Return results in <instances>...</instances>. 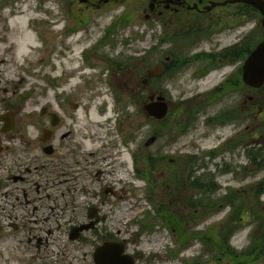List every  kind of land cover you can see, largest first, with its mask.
Here are the masks:
<instances>
[{
  "label": "rangeland",
  "instance_id": "obj_1",
  "mask_svg": "<svg viewBox=\"0 0 264 264\" xmlns=\"http://www.w3.org/2000/svg\"><path fill=\"white\" fill-rule=\"evenodd\" d=\"M83 7L84 4L78 0H0V111L4 107L12 108L16 120L13 131L4 136L6 142L3 140L10 147V155L14 153L13 147L18 155V123L26 129L23 131L25 140L32 142L34 129L30 122L34 118L32 113L36 105L32 102L37 100L41 103L56 92H64L76 102L88 105L89 111L101 108L102 148L103 152L107 151L104 156L109 158L102 161L99 169L103 173L93 183L94 188H91L93 184H87L86 194H79L78 191L74 197H66L65 209L48 214V228L31 222L30 215L26 213L30 206H24L18 200V194L10 192V188L4 185L11 183L2 178L4 168L0 163V264H94L93 251L104 241L122 242L124 252L135 258L134 264H233L232 257L222 250L212 249V242H203L197 237L179 248L177 236L162 223L155 210V205L162 203L168 212L183 217L190 214L181 199L186 191L180 186L181 191L176 192L174 180L169 174L176 170L179 172L176 174L178 178L183 172L179 155L184 158L185 154L196 151L189 147L191 136L177 140L173 127L169 128V133H164L159 119L147 116L142 105L149 90H165L176 101L181 90L188 88L191 91L184 92H194L197 82L189 81L181 85L179 79H175L164 87L157 79L150 88L141 84L147 68L161 58V53L156 50L147 57L146 50L154 45L156 36L160 35V26L158 22L144 18L145 5L140 0H128L87 11ZM82 11L89 17L87 28L81 25L75 30V23L79 22L81 14L84 15ZM123 14L129 15L130 20L121 26L119 19ZM111 25L115 28L111 34L114 44L106 42L92 55H88L86 50L83 60L82 51L96 47ZM252 25L253 21L248 20L247 28ZM229 39L230 36L225 37L223 43ZM144 56L146 61L140 59ZM129 58L135 62L127 64ZM114 63L120 66L114 68L116 81L120 84L113 88L111 67H117ZM184 75L188 76L189 73L185 72ZM128 79V88L123 89L122 83ZM217 79L218 74L213 72L199 87L211 85ZM246 94L254 96L259 91L247 87ZM259 95H264V89ZM234 100L229 98V103L233 104ZM224 103H220L221 106ZM124 116L132 124L130 132L134 140L130 146L134 154V167L139 168L140 172L130 168L128 154L131 149L128 148L126 152L115 126L116 121ZM248 119V128L261 123L264 142V112L257 119ZM228 130L233 132V127ZM151 135H155L156 140L148 147L144 146ZM170 138H174L173 141H169ZM216 139V134H213L199 140V143L210 149ZM247 139L249 141V134ZM110 140L115 145L110 146ZM251 140L255 141L254 138ZM259 147L261 144L258 141L248 143L245 149L241 147L234 153L224 152L204 169L200 168L198 172L214 174V181L218 185V189L207 198L217 200L224 197L227 191L264 180V160L259 169L246 174L243 180L235 177L234 167L228 172L219 171L223 160L229 161L228 158L232 160L233 157V161L236 159L239 163L236 172L242 166L252 169L247 153L250 148L257 150ZM138 151L141 152L140 158L136 157ZM8 153L5 152L3 157L6 155L9 163ZM147 155L151 157L149 164ZM175 158L177 161L173 164L171 159ZM215 163H218L217 166ZM149 176L153 180L151 187L147 182ZM105 188L110 189L108 193L103 191ZM192 200L196 207L194 219L188 225L195 231L209 229L210 239L219 242L221 247L217 248L221 249L228 207L222 201L223 204L221 202L218 207H209L200 212L206 200L200 195H194ZM42 202L37 203L41 206ZM90 206L97 210L91 218L97 216L95 225L80 230L78 236L70 238L73 227L88 222L87 209ZM149 225L152 228H147ZM254 227V224L244 221L235 228L238 230L231 243L235 254L253 242L249 233Z\"/></svg>",
  "mask_w": 264,
  "mask_h": 264
},
{
  "label": "flooded vegetation",
  "instance_id": "obj_2",
  "mask_svg": "<svg viewBox=\"0 0 264 264\" xmlns=\"http://www.w3.org/2000/svg\"><path fill=\"white\" fill-rule=\"evenodd\" d=\"M140 1L142 5H145L144 18L148 21H156L160 26V35L156 36L154 45L146 50L147 57L153 47L152 53L159 50L161 58L155 63H161L164 68L160 76L148 77L147 82L143 84L145 72L141 84L150 88L157 79L164 87L175 79H179L181 85L189 81L197 82L194 92H184L191 91L188 88L181 90L176 96V101H173L165 90L159 92L149 90L147 95V97L151 94L156 96L159 93L167 103V112L159 119L164 133H169V128L173 127L177 140L191 136L189 147L196 151L191 153L194 158V177L198 178L201 174L198 170L204 169L210 161L224 152L234 153L241 147L245 149L248 143L252 144L256 141L262 144L261 123L252 125V128H248L247 124L250 120L248 117L257 119L264 112V95H259L264 85L260 88L249 87L259 91V94L247 95L248 86L243 81L241 69L249 52L264 37L261 13L251 5L240 1L214 6L210 3L224 0ZM125 2L128 0H86L80 3L84 4L83 10L87 11ZM82 13L84 14L83 11ZM88 18V15L81 14L79 22L75 23V30L81 25L84 29L87 28ZM1 19L0 17V21ZM248 20L253 21V25L249 28L246 26ZM6 27L7 25L4 29ZM114 29L112 26L107 29L105 38L101 37L96 47L82 51L83 60H85L86 50L88 55H92L106 42L114 44L111 38ZM229 36V41L223 43V39ZM140 59L146 61V56ZM119 67H111V87L113 88L116 84H120L117 83V77L114 74V68ZM185 72L189 75L185 76ZM213 72L218 74L217 81L200 88L199 84ZM128 82L129 79L126 83H122L123 89L128 88ZM231 97L235 98L233 104L229 103ZM32 103L36 104L32 113L34 118L30 122L34 129L33 139L32 142L25 140L23 131L26 129L18 123V155L14 147V153L10 155L12 152L8 150L9 145L3 143L4 136H8L15 128V113H12V108L9 107H4L0 111V116L10 114L13 122L12 127L4 131L5 124L0 118V163L4 168L1 171L2 178L11 183L4 185L10 188V192L18 194V200H21L24 206H30V210L26 209V213L30 215L31 222L40 223L48 228L49 225L46 224L50 221L48 214L65 209L66 197H74L78 191L79 194L81 192L86 194V185L93 184L101 178L103 172L99 167H102V161H108L109 158L104 156L107 151L103 152L102 148L101 108L89 111L88 105L76 102L64 92H56L44 102L39 103L34 100ZM220 103H224V106ZM37 104L41 105L37 106ZM19 107L21 104L18 105V112ZM256 115L258 116L255 117ZM131 125L127 116L118 119L115 123L126 152L128 153V148L131 149L128 154V160H131L129 166L135 169L134 154L132 155L133 150L130 146L134 140L130 132ZM230 127H233L231 133L228 130ZM199 129L200 132H198ZM221 130L226 132L223 133ZM213 134H216L217 139L210 149L200 145L199 140L212 137ZM174 138H170L169 141H173ZM251 138L255 141L253 142ZM112 144L114 143L110 140V146ZM214 151L218 153L213 156ZM5 152H9L7 154L9 163L6 155L3 157ZM136 157H141L140 151L137 152ZM149 158L147 155L148 164ZM179 158L183 160L180 155ZM234 158L232 160L228 158L229 161L223 160V166L226 169L238 167L239 163L236 159L233 161ZM171 160L174 161V159ZM126 164H128L127 161ZM217 164L215 163L216 166ZM135 171L140 172L139 168ZM234 174L240 180L246 177L242 170L238 172L235 170ZM149 181L150 179L147 182ZM261 182L263 181L244 184L234 191H227L225 195V206L228 207L225 223L229 244L232 245L235 232L238 230L235 228L244 221L254 224L255 227L249 234L251 239L257 242L254 255L249 257L251 261L243 260L242 262V259H239L233 264H264V216H262L264 192L261 191ZM6 187L5 192H7ZM91 188H94V184ZM109 190V188L103 189L105 193ZM194 190V194H198V188ZM40 200L43 201L41 206L37 203ZM62 202L64 203L61 204ZM96 211L95 207L90 206L87 209L89 220L82 224L92 221L89 228L93 227L97 216L94 219L91 218L96 215ZM13 226L17 228L16 224ZM237 255L235 254V257Z\"/></svg>",
  "mask_w": 264,
  "mask_h": 264
},
{
  "label": "trees",
  "instance_id": "obj_3",
  "mask_svg": "<svg viewBox=\"0 0 264 264\" xmlns=\"http://www.w3.org/2000/svg\"><path fill=\"white\" fill-rule=\"evenodd\" d=\"M130 20L129 15L127 14H123V16L119 19V25L122 26L123 23L127 22ZM113 26V25H111ZM111 26L108 28L110 29ZM103 38H105L103 36ZM154 50V47L151 49V52ZM143 61V60H142ZM135 62L134 60H131L130 58L127 60V64L129 63H133ZM115 66H117V63H115ZM264 151V142H262L261 147H259V149L257 150H253L250 148V150L248 151L247 155L249 157L250 160V166H252V169H249L247 167L242 166L241 170L243 171L244 175L246 176V174L250 173L251 171L257 170L261 167L262 165V160H264L262 158V154ZM218 152L214 151L213 152V156L216 155ZM150 157V155H148V158ZM260 158L257 160V158ZM151 157L149 158V161ZM193 157L191 156V154H187L186 156H184L183 160L178 159L181 162V166L183 167V172L180 173V176L177 178L176 174L179 173L176 170L173 171L170 175V177L174 180V189L176 192L179 191L180 186L186 191V193L183 195L184 197L181 198L182 199V203L185 205V207H188L189 210V215L188 216H184L183 215H177L175 213H171L168 212L167 209L165 208V204L159 203L155 205V210L157 215L160 217V220L162 221V223L169 227V229L173 232L174 234L177 236V242L179 243V248L186 246L190 240L194 239V238H199L201 241L203 242H212L211 248H216L218 251L222 250L224 252L225 255H227L228 257H232V259L234 260V262H238L239 259H242V262L245 261H251V259H249V257L251 255H254V251L256 250L257 247V242L256 240H253L252 245H249L245 248V250H242L240 253H237L238 255L235 257V252L233 251L231 245L228 242V235H227V231L225 232V235H222L221 238V242L223 243L222 248L219 249L217 247H221L220 244H218L219 242H215L214 240L210 239L209 237V229L208 230H194L191 228L190 225H188L192 219H194V208L196 207V205L194 204V201L192 200V197L194 195H200V197H202V199H205V203L202 205V208L200 210V212H202L205 209H210L209 207H218V205L223 201L226 202V198L225 196L222 198H219L217 200H213V199H208L207 197H209L211 195V193H214L217 189H218V185L215 183L214 181V174L210 173V172H203L201 173L198 178L194 177V162H193ZM177 161V158L174 159L173 164ZM230 169V167L228 169H226L224 166H222L221 168H219V171H224V172H228ZM235 171V168H234ZM146 175V174H145ZM173 175V177L171 176ZM203 177V178H202ZM149 187L150 184L153 182V180L149 178ZM147 179V180H148ZM263 182H261V191L264 192V180H262ZM259 184H257L258 186ZM198 188V194H194V189ZM152 189V188H151ZM257 189L259 190V188L257 187ZM181 191V189H180ZM201 192V194H200ZM179 198V197H176ZM175 198V199H176ZM187 198V199H186ZM151 199V198H150ZM186 201V203H185ZM223 202L221 204H223ZM200 203H203L202 201ZM187 204V205H186ZM209 204V205H208ZM220 204V205H221ZM208 212V211H207ZM206 212V213H207ZM226 227V223L225 225H223V228ZM147 228H152V225L147 226ZM222 228V229H223ZM223 231V230H222ZM206 250V249H205Z\"/></svg>",
  "mask_w": 264,
  "mask_h": 264
},
{
  "label": "water",
  "instance_id": "obj_4",
  "mask_svg": "<svg viewBox=\"0 0 264 264\" xmlns=\"http://www.w3.org/2000/svg\"><path fill=\"white\" fill-rule=\"evenodd\" d=\"M80 2L86 0H79ZM107 1V0H103ZM245 2L256 8L262 15V26L264 28V0H224L222 2H211V6L220 4L224 5L227 2ZM242 78L248 87L260 88L264 85V37L263 39L249 52L242 67ZM164 71L161 63H155L146 70V77L142 79L145 84L148 77H158ZM143 111L147 116L155 119H161L167 112V103L161 94H151L147 97L142 105ZM4 122V131L10 129L13 125L10 114L0 116ZM156 140L155 135H151L144 142V146H149ZM90 218L92 214L90 213ZM92 225V221L88 224H82L73 227L70 232V238L78 236V232L82 229H88ZM125 246L122 242L104 241L101 245L95 247L92 257L94 264H134L135 258L124 252Z\"/></svg>",
  "mask_w": 264,
  "mask_h": 264
},
{
  "label": "bare ground",
  "instance_id": "obj_5",
  "mask_svg": "<svg viewBox=\"0 0 264 264\" xmlns=\"http://www.w3.org/2000/svg\"><path fill=\"white\" fill-rule=\"evenodd\" d=\"M127 181H129V180H127ZM68 183H69V182H68ZM59 187H60V186H59ZM92 201H93V200H92ZM94 203H95V201H94ZM128 204H129V203H128ZM128 204H127V209H128ZM127 209H125V212H126ZM125 212H124V213H125ZM121 214H122V213H121ZM55 237H56V236H55ZM58 244H59V243H58ZM56 249H57V245H56ZM63 253H64V252H63Z\"/></svg>",
  "mask_w": 264,
  "mask_h": 264
}]
</instances>
